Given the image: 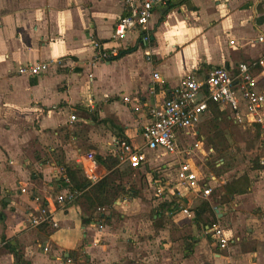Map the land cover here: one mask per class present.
Listing matches in <instances>:
<instances>
[{
  "label": "crops",
  "instance_id": "1",
  "mask_svg": "<svg viewBox=\"0 0 264 264\" xmlns=\"http://www.w3.org/2000/svg\"><path fill=\"white\" fill-rule=\"evenodd\" d=\"M123 13L122 0H0V239H6L0 242V264L14 262L6 248L9 244L17 246L30 264H78L81 258L96 264H264V173L231 194L225 184L217 201H210L231 239L227 252L213 237L211 243L196 238L190 256H169L173 253L165 251L171 243L167 230L156 223L159 214L151 215L157 202L146 195V199L128 196L126 189L114 203L119 217L97 213L85 189L57 208V228L29 226L37 205L35 194L54 197L68 189L59 175L63 163L78 165L88 150L101 156L113 154L118 135L135 145L136 139L142 143L140 131L147 112L134 110L136 104L124 102L123 96L152 103L154 98L167 97L188 73L205 74L216 66L234 71L241 61L251 64L264 91L259 84L264 76V41L252 44L260 36L264 40V0H171L167 7L154 8L148 45L139 42L135 32L112 40ZM94 42L132 51L91 65ZM52 59L59 62L42 74L17 72L26 63ZM154 72L163 82H153ZM152 83L155 95L148 90ZM74 113L73 122L88 129L90 141L86 138L84 148L73 134L68 135L70 142L66 140ZM181 135L180 142L194 137ZM80 173L84 177L81 169ZM100 173L107 174L102 165ZM146 179L150 186L157 182L149 174ZM218 181L223 182L216 177L213 184ZM180 189L177 196L186 203L187 194L203 200L210 197ZM182 207L179 202L169 214L172 223L183 214ZM195 208L190 209L192 218L183 215L194 219ZM105 215L113 228L103 224Z\"/></svg>",
  "mask_w": 264,
  "mask_h": 264
},
{
  "label": "built area",
  "instance_id": "2",
  "mask_svg": "<svg viewBox=\"0 0 264 264\" xmlns=\"http://www.w3.org/2000/svg\"><path fill=\"white\" fill-rule=\"evenodd\" d=\"M171 0H122L124 13L115 23L112 40L125 39L130 32L137 33L139 42L148 45L150 42L149 20L155 7H167ZM264 41L260 36L252 41ZM118 48H106L100 42H94V54L91 65L109 61L117 56ZM53 62L57 60L35 61L26 63L17 68L22 75H39L46 72ZM262 65L263 61H257ZM256 64V63H253ZM251 64L239 62L234 71L224 66H216L205 74L188 73L170 91L167 97L154 98L152 103L141 102L138 98L131 99L123 96L126 103H135L134 110L141 108L147 112V120L142 126L140 136L141 145H135L126 140L116 141L113 154L118 158V164L127 163L130 168L138 169L146 162V151L163 152L177 156V169L175 180L179 187L195 190L203 196H210L216 176L212 173L206 175L201 181L198 169L193 165L192 158L199 154L207 155L213 152L212 147L202 151V140L198 137V125L207 115L208 102H216L228 110L230 116L240 123H263L264 119V91L258 87L257 77L250 70ZM153 82H163L159 73H153ZM152 83L148 90L155 95V84ZM155 97V96H154ZM70 122L76 121L74 114L70 115ZM182 134V135H181ZM194 136L193 141L183 145L179 136ZM207 157V156H206ZM78 166L89 183L94 184L102 178L100 163L93 151H86L78 160ZM61 180L68 185V189L54 197L35 194L33 200L37 204L29 218L32 227L46 226L57 228L58 221L54 215L57 208H62L67 202L73 201L80 193L70 189V180L64 170H60ZM164 185V184H163ZM22 192L26 189L22 188ZM160 191V190H159ZM182 213L192 218L193 213L182 207ZM101 227V225L99 226ZM214 241L221 250L230 244V237L218 224L213 223L208 227ZM44 250H47L44 247ZM70 262V259L67 260ZM83 264H96L85 262Z\"/></svg>",
  "mask_w": 264,
  "mask_h": 264
},
{
  "label": "rangeland",
  "instance_id": "3",
  "mask_svg": "<svg viewBox=\"0 0 264 264\" xmlns=\"http://www.w3.org/2000/svg\"><path fill=\"white\" fill-rule=\"evenodd\" d=\"M258 66H260V64H258ZM259 84L261 87L264 88V76L260 78ZM70 123H71L70 125L72 126L67 132L66 140L70 142L68 135L73 134L81 140L80 141L78 139L79 142H81L82 147L84 148L86 143V138H88V140L90 141V138L88 137V129L86 128V126L79 127L78 125L80 122L79 123L70 122ZM258 124L237 122L235 121L234 117L232 116L227 117L226 113L220 115L217 124L212 121V118L208 114L205 115L202 121L199 123L197 128V130L199 131V136L196 138L202 140L203 148L207 149V147H212L214 149V154H211L212 156L211 155L207 156L206 152L203 155L199 154L198 157L194 158V162L196 163V169H198V172L201 177V181L205 180L206 175H209L210 173L214 174L218 179H220V181H223V182H219V181L216 182V185L212 184L215 185L212 191L215 197L218 198L219 195L222 194L221 189L225 184L236 179L238 176L239 177L245 176L247 179L245 181V184H247L250 178L252 179V181H256L257 179H259V175H262L264 173V168L263 169L251 168L252 165H254L256 159H259L261 163H264V119H263V123H258ZM215 128H219V131L223 134L224 138L227 141L226 145L228 146V153H229L228 155L230 157V165L232 167L231 169L226 170L221 174L217 173V171L214 170L212 166L208 164V161L215 160L217 161L216 164L217 168L223 165V160H221V157L219 156L218 152L215 150V145L218 147L220 146L218 144L217 139L215 138V131H214ZM135 141L138 142L136 143L138 145L142 144L138 139H136ZM187 142H188L187 140L183 141V145ZM146 157L147 159H150V163L147 162L145 163V165L143 164L141 168L137 170L130 168L126 162L122 164L117 163L116 167L119 168L120 172L123 175L122 183L126 191H129L130 189L132 191L135 190L137 191L139 197L146 199L144 198V195H146L150 199H154L157 202V205L162 202L164 197L170 196L173 193L175 195H178V193L181 192V189L178 183L172 180V178H174V173L176 169V165L174 164V162L176 161L175 156L147 150ZM71 164L74 165V162H71ZM163 165H167V167L164 168ZM61 169L63 170L64 168ZM147 174H149V176L155 175L156 177L157 182H154L152 186H150L147 182L146 179ZM160 177L161 179L164 180L161 181ZM34 178L37 179V177ZM165 180L170 181L169 185L161 184ZM36 183H38L37 180ZM164 188H166L168 194L166 192L165 193L163 192ZM130 193L131 191L126 194L130 196ZM187 196L190 198L189 199L190 201L187 203L181 201L180 204H184V206L189 210L197 207L200 204V202L203 200L199 196L195 197L191 194H187ZM120 199L121 197L118 200H116V202L119 201ZM209 200L210 201L213 200L212 196L209 198ZM212 205H214V203H212ZM94 207L95 209L97 208L96 209L97 213L109 212L113 217H119V213L115 212L116 209L114 208V205L111 208L99 207L97 205H94ZM257 210L258 208H256L255 211ZM154 211L155 209L152 210L151 215L155 213ZM170 213L171 212H169V210H165L163 216L159 217L156 222V223H160L162 227H164L167 230L168 241H170L171 243L168 244L170 246L165 247V251L168 252L170 251L171 253H173V254H169V256L178 255V257L181 258L182 256H184V254H188L189 247L187 243L190 241V237H195L200 239L204 238V240L211 243L212 236L210 233L206 232L207 230L203 225L197 227L196 225H194L193 219L190 220L181 213L175 216L176 223H172L171 221L173 220V217L169 218ZM258 213H260V211H258ZM205 216L210 221L213 219L212 215L206 214ZM97 218L99 219L100 217L97 215ZM107 220H103V224L108 223V226L109 227L112 226L111 228H113V222H111L110 219ZM215 220L216 223L225 226L224 222L218 221L217 218ZM185 222H188V224H186ZM29 226L32 227L30 224ZM32 228H37V227H32ZM1 237L2 236H0V238ZM4 240L6 239L4 238L3 240L0 239V242ZM164 241H166V239ZM228 247L225 249V252L229 251ZM166 257H168V255H166L165 258ZM85 260L86 259L81 258L80 260H77V262L78 264H83L87 262ZM167 261L169 260H165V262ZM12 264H14V262Z\"/></svg>",
  "mask_w": 264,
  "mask_h": 264
},
{
  "label": "trees",
  "instance_id": "4",
  "mask_svg": "<svg viewBox=\"0 0 264 264\" xmlns=\"http://www.w3.org/2000/svg\"><path fill=\"white\" fill-rule=\"evenodd\" d=\"M171 7H168L165 12H167ZM132 51V48L127 49H119L117 56L111 58L110 60H113L115 58L121 57L124 54H127ZM226 113L227 117L230 116L228 111L226 109H223L218 103L209 101L208 102V111L207 114L210 115L212 118V121L214 123H218L219 117L221 114ZM216 126V125H215ZM215 138L218 141L219 147L215 145V150L218 152L219 156L221 157V160H223V165L217 168L216 164L217 161L210 160L208 161V164L212 166L214 170L217 171V173L221 174L225 172L226 170L231 169L230 165V157L228 153V146L226 145V139L224 138L223 134L219 131V128H215ZM128 140L123 135H118L117 141H123ZM213 149V148H212ZM214 154L213 152H210L207 156ZM100 165L104 167V169L107 171V174L104 175L98 182L91 184L87 179H85L80 174V168L78 165H72V164H64L63 167L65 169V173L68 176L70 180V189L71 190H78L83 191L87 189L90 193V196L93 200L94 205H97L99 207H108L111 208L115 201L118 200L123 192H125V187L123 186V179H122V173L120 172L119 168L116 167L118 163V158L116 155L112 154L111 152H108L106 155L101 156L96 154L95 155ZM212 156V155H211ZM252 169H263L264 163H261L259 159L255 160L254 165L251 167ZM155 175H153V179H155ZM245 176L238 177L230 182L227 183V189L230 192H226L227 194H231L232 192L236 191L238 189V186H241L246 181ZM162 184V183H161ZM125 190V191H124ZM164 193H167L166 188L163 189ZM130 193L131 197L137 196V193L132 191L131 189L129 191H126V193ZM213 191V190H212ZM162 192V191H161ZM168 194V193H167ZM166 195V194H165ZM212 196L213 202L217 201V197L213 195V193L210 195ZM229 196V195H228ZM209 197V198H210ZM184 201L179 196L175 195L174 193L170 196L164 197L161 203H159L155 208V213L159 214L158 218L163 216L165 210H169V212H172V210L175 208L176 205L179 204V202ZM208 213L212 215L213 219L210 221L207 217H205V213ZM105 220H107L108 216H102ZM216 219V214L211 207L210 200H202L200 204L194 209V224L196 226L203 225L204 227L211 226ZM108 221V220H107ZM196 242L195 237H190V241L187 243L189 247L188 254H184V257H188L193 253L194 245ZM8 251L13 255L14 258V264H30L29 261L25 260L23 257V253L20 249H18L17 246L13 244H9L6 246ZM73 258H75L74 253L71 254Z\"/></svg>",
  "mask_w": 264,
  "mask_h": 264
},
{
  "label": "water",
  "instance_id": "5",
  "mask_svg": "<svg viewBox=\"0 0 264 264\" xmlns=\"http://www.w3.org/2000/svg\"><path fill=\"white\" fill-rule=\"evenodd\" d=\"M90 149H94L93 147H89Z\"/></svg>",
  "mask_w": 264,
  "mask_h": 264
}]
</instances>
